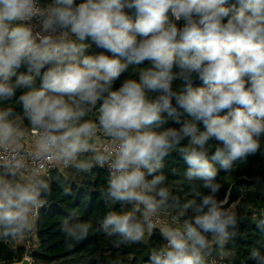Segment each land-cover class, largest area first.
I'll use <instances>...</instances> for the list:
<instances>
[{
	"label": "clouds",
	"instance_id": "1",
	"mask_svg": "<svg viewBox=\"0 0 264 264\" xmlns=\"http://www.w3.org/2000/svg\"><path fill=\"white\" fill-rule=\"evenodd\" d=\"M237 3L0 0V243L35 229L52 194L53 165L78 175L107 168L105 204L131 208L108 211L100 224L118 245L142 242L157 213L170 214L171 223L159 230L164 246L144 264H214L213 254L235 243L247 188L231 203V188L219 199L216 165L231 173L237 162L264 156V0ZM86 40L111 55H85ZM145 60L151 67L139 70L138 79L112 90L129 65ZM45 65L50 67L41 72ZM194 77L204 86L193 87ZM175 80L182 90L173 89ZM25 88L18 97L22 114H14L4 102ZM173 99L188 118L175 117ZM165 114L180 127L158 130ZM186 137L187 145L178 148ZM211 138L221 143L211 145ZM176 149L187 164L173 181L187 185L184 199L170 192L160 172ZM253 186L264 196V178ZM256 226L264 232V217ZM59 230L68 247L95 231L74 213ZM247 258L264 264L257 247Z\"/></svg>",
	"mask_w": 264,
	"mask_h": 264
},
{
	"label": "trees",
	"instance_id": "2",
	"mask_svg": "<svg viewBox=\"0 0 264 264\" xmlns=\"http://www.w3.org/2000/svg\"><path fill=\"white\" fill-rule=\"evenodd\" d=\"M51 2L52 0H41V4L43 5ZM80 2L82 0H75L76 4ZM226 6L239 7V4L237 0H228ZM133 19H135L134 15ZM169 19H172L170 15ZM137 38L139 39V36ZM85 42L90 45L85 50V55L101 53L111 55L107 50L96 47L91 40H86ZM123 59L121 58L122 62ZM48 67L50 65H45L41 69V72L45 71ZM148 67H151L149 60H145L135 66L129 65L127 70L122 72L113 82L112 90H117L126 79H138L139 70ZM17 71L23 72L25 69L22 66ZM39 85L40 78L37 77L35 86L39 87ZM192 86L202 87L204 85L199 78L194 77ZM173 89L177 91L182 90L181 81H173ZM27 90V88L17 89L14 96L4 102L5 105L12 106L14 114H22V105L18 103V97ZM100 103H102V100H98L95 107L98 108ZM173 106L177 107V111L174 114L175 117H178L181 121L188 118L187 113L175 105L174 99ZM93 111H95V108ZM226 111V109L222 110L219 114L223 115ZM87 118L94 119L95 117L90 114ZM162 120L163 122L158 130L168 127H180V124L176 122L173 116L165 114ZM197 127L200 131L204 130L202 123H198ZM188 141L189 138L186 137L180 142L178 148L187 145ZM261 142L264 143V136L261 137ZM220 143L214 138L209 140V144L211 145ZM212 150L214 149L209 148V152ZM216 166L218 169L217 180L223 184L218 193L219 199L224 197L229 188H231L229 203L236 200L238 196L237 192L241 188L246 187L247 191H252L250 195L248 193L245 194L241 202L244 217L238 224L239 234L235 243L229 245L223 253H214V264H255L254 261L247 257L252 247H257L264 253V232L256 226L257 219L264 217V196L260 195L253 186L257 177L264 178V156L258 152L255 155L249 156L243 163L237 162L236 167L231 173L221 170L218 164ZM186 168L187 164L183 159L182 153L176 149L164 158L163 167L160 169V172L167 178L166 183L170 192L180 199L187 198L190 194L189 189L187 185L178 186L173 181L180 179ZM50 175L54 177L52 181V194L39 209L38 216L36 217V227L34 229L36 243H34V248L29 255L32 264H113L115 261H119V264H144L149 253L164 246L165 241L160 235L159 227H154L151 232H146L142 242L132 245H118L115 237H108L100 231V224L108 211L114 210L120 212L131 210L130 206L128 208H121L119 202L111 205V207L105 204L102 197L108 177L105 168L94 167L92 173L89 175H78L69 169L61 171L55 168L50 171ZM195 183L199 184L201 181L197 180ZM65 189L69 192L67 195L64 194ZM199 190L202 192L206 191L203 188H199ZM250 198L253 199L251 205H249ZM73 213L76 214V219L78 220L90 221L95 231H91L89 236L84 240L74 241L72 247H68L64 243V237L59 230V225L65 217ZM167 215L170 217V214ZM24 240L25 238L22 237L21 244L15 243V240L0 243V261H3L4 264L21 261L28 251L24 246ZM221 255L223 257H220Z\"/></svg>",
	"mask_w": 264,
	"mask_h": 264
},
{
	"label": "built area",
	"instance_id": "3",
	"mask_svg": "<svg viewBox=\"0 0 264 264\" xmlns=\"http://www.w3.org/2000/svg\"><path fill=\"white\" fill-rule=\"evenodd\" d=\"M31 23H33L34 25H37V21L36 20L31 21ZM34 30H39L38 26ZM57 166L58 165H53L51 167L50 171H52L53 169L57 168ZM103 168H105V170L108 173L107 168L106 167H103ZM154 223H155V227H159L161 229V227H160L161 219L159 218L158 214L156 215V217H154ZM24 238H25L24 246H25L26 249H28L27 254L25 255V257H29V259L31 260L29 255H30L31 251L34 248V243H36L34 230H32L28 235L24 236Z\"/></svg>",
	"mask_w": 264,
	"mask_h": 264
},
{
	"label": "rangeland",
	"instance_id": "4",
	"mask_svg": "<svg viewBox=\"0 0 264 264\" xmlns=\"http://www.w3.org/2000/svg\"><path fill=\"white\" fill-rule=\"evenodd\" d=\"M251 191L252 190H248L247 193L250 195L251 194ZM237 194H238V196H237L236 200L239 199V198H241V195H242L240 191L237 192ZM249 195H248V197H249ZM252 202H253V199L250 198L249 199V205H251ZM158 216L161 219V224H160V227L161 228L166 227V226H168L171 223L170 217L167 214L160 213V214H158ZM220 257H223V255H221Z\"/></svg>",
	"mask_w": 264,
	"mask_h": 264
},
{
	"label": "water",
	"instance_id": "5",
	"mask_svg": "<svg viewBox=\"0 0 264 264\" xmlns=\"http://www.w3.org/2000/svg\"><path fill=\"white\" fill-rule=\"evenodd\" d=\"M12 264H32V261L29 259V257H24L21 259V261Z\"/></svg>",
	"mask_w": 264,
	"mask_h": 264
},
{
	"label": "crops",
	"instance_id": "6",
	"mask_svg": "<svg viewBox=\"0 0 264 264\" xmlns=\"http://www.w3.org/2000/svg\"><path fill=\"white\" fill-rule=\"evenodd\" d=\"M57 169H58V170H61V171H62V170L65 171V170H66L65 168H63L62 166H59V165L57 166ZM20 239H21V240H20ZM20 239L15 240V243H17V244H21V242H22V237H21Z\"/></svg>",
	"mask_w": 264,
	"mask_h": 264
}]
</instances>
